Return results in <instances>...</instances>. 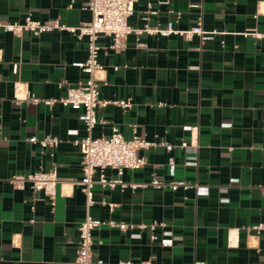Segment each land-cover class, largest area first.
I'll list each match as a JSON object with an SVG mask.
<instances>
[{
  "label": "crops",
  "instance_id": "0c3cea01",
  "mask_svg": "<svg viewBox=\"0 0 264 264\" xmlns=\"http://www.w3.org/2000/svg\"><path fill=\"white\" fill-rule=\"evenodd\" d=\"M160 1L139 0L130 24L162 27L174 20L175 28L186 30L202 18L205 30L218 33L202 41L198 35L133 32L121 52L110 49L109 36H100L101 99L130 100L132 106L98 108L93 135H109L116 125L126 139L136 132L174 145L141 150L147 160L143 168H125L121 176L108 168V177L149 184L158 176L197 187L122 189L97 182L90 213L102 223L93 231V256L106 264H264V231L258 235L252 229L264 222V36L256 35L264 34V0ZM148 2L158 14L146 21ZM83 3L0 0V21H23L30 14L78 27L91 19ZM87 48L86 37L67 30L39 36L0 30V264H76L87 210L79 183L82 154L75 144L88 134L78 117L81 110L18 103L14 84L21 83V95L64 96L69 86L88 77L75 65L87 59ZM192 125L199 126L194 140ZM47 135L60 139L54 150L28 141ZM182 141L188 147H180ZM194 159L196 165L187 164ZM53 166L59 175L54 206L43 192L10 182L14 175ZM103 199L115 203L114 210ZM112 219L137 226L120 230L109 225ZM230 228L239 229L237 247L228 246Z\"/></svg>",
  "mask_w": 264,
  "mask_h": 264
},
{
  "label": "built area",
  "instance_id": "2783aa9c",
  "mask_svg": "<svg viewBox=\"0 0 264 264\" xmlns=\"http://www.w3.org/2000/svg\"><path fill=\"white\" fill-rule=\"evenodd\" d=\"M139 0H84L83 8L91 13V19L88 22L81 23L78 27H70L62 24L59 19L53 20H38L34 19L30 14L23 21L1 22L0 30L12 33L16 36H21L24 32H30L33 35H41L46 32H51L55 29L67 30L75 33L79 39L87 38L88 56L84 62L75 63L87 73L88 77L85 80H80L73 86L67 88V93L59 98H42L28 92L25 95L20 94L22 88L20 82H15V101H30L32 103L44 102L47 105L60 103L63 106H70L74 109L81 110L79 119L86 127L88 134L82 139H76L75 144L79 146L82 154V177L79 181L82 191L86 195L87 210L84 219L79 226V243L76 256V264H106L101 259H96L93 256L94 236L93 231L100 227L101 221L96 219L90 213V207L95 202L93 188L98 182L103 187L115 188L120 186L122 189L131 187L133 189L139 186L147 187L149 185L155 188L170 186L173 190L178 188L188 189L194 185L185 180L166 181L163 178L154 176L149 184H137L125 182L120 176L125 168L141 169L146 164V157L140 152L144 149H149L156 146H165L168 150H172L174 145L167 142L151 141L145 134L134 135L130 139H126L119 127L114 125L109 135L94 136L93 129L98 122L97 109L104 107L109 103L121 105L123 108L132 106L130 100H103L101 99V82L105 78L101 77L105 71L104 65L99 60L101 46L98 42L100 36H109L111 38L110 49L114 52H121L126 49L128 37L131 33L138 35L146 32L148 34H160L162 36L181 35L185 38H192L195 35L200 36L202 41L214 39L218 33L217 30L207 31L203 28L202 18H200L193 27L180 30L175 28V21L169 20L165 26L152 27L145 24L143 28L133 27L129 19L135 13V5ZM169 0H161L160 3L168 4ZM192 7H198L199 4H192ZM173 12V10H171ZM158 10L154 8L152 2H148L147 8L143 14V20H149L151 15H157ZM178 16L180 13L177 14ZM250 34L249 32L245 35ZM257 36L264 34L256 33ZM118 66L115 70H118ZM18 63L14 64V71L17 72ZM65 83L64 80L60 85ZM188 129L191 131L192 139L198 137L199 126L192 125ZM31 143H38L43 148L55 149L60 144V139L57 136L47 135L42 139L36 136L28 139ZM180 147H188L186 141L180 143ZM189 165H196V160L187 162ZM113 169L120 175L116 178L108 177L105 173L106 169ZM98 175V178H96ZM10 182L15 188L25 189L27 186L33 192H43L52 203L55 205L57 197V185L59 175L57 168L53 166L49 170H39L28 174H17L10 178ZM101 203L108 204L111 210L116 207L115 203L108 202L106 199L101 200ZM111 227L119 228L120 230L133 229L137 225L117 220H109ZM149 224H140L138 227L145 228ZM151 228L155 224H150ZM256 234L264 231V222H260L252 227ZM139 236V234H133ZM153 240H157L158 236L153 235ZM240 241L239 229L230 228L228 232V246L237 247ZM119 264H154L152 260H146L135 263L133 261H122Z\"/></svg>",
  "mask_w": 264,
  "mask_h": 264
}]
</instances>
